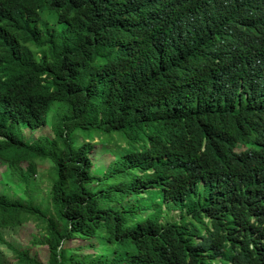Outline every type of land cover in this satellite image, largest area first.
Listing matches in <instances>:
<instances>
[{
  "label": "trees",
  "instance_id": "1",
  "mask_svg": "<svg viewBox=\"0 0 264 264\" xmlns=\"http://www.w3.org/2000/svg\"><path fill=\"white\" fill-rule=\"evenodd\" d=\"M189 1L0 0V244L17 264H264V4L244 7L245 37L227 0ZM102 136L125 153L100 174ZM25 228L21 250L3 237Z\"/></svg>",
  "mask_w": 264,
  "mask_h": 264
},
{
  "label": "rangeland",
  "instance_id": "2",
  "mask_svg": "<svg viewBox=\"0 0 264 264\" xmlns=\"http://www.w3.org/2000/svg\"><path fill=\"white\" fill-rule=\"evenodd\" d=\"M50 133L49 129H43V130H38L33 132L30 137L29 141L35 140L39 136H48ZM99 137H96L93 140L94 144V150L91 153V157L93 162L97 163V168L96 172L102 174L107 167L108 161L110 160L109 157H115L119 154H123L124 152V145L121 142H108L106 136H102L100 140L98 139ZM99 160L106 161L105 163L99 162ZM50 167L48 163L44 165H40L37 168V176H36V184L38 185L40 191L39 193L42 195L41 198L46 197L45 189L46 187L49 186V176H50ZM3 170L2 167H0V172ZM6 174V171L3 172V176ZM41 175V177H39ZM0 180H2L1 175H0ZM6 188L4 184H0V189ZM36 194L35 196H37ZM72 198V196L66 197ZM40 199H38L39 201ZM171 217L176 219L179 216L178 211H173L170 213ZM22 232L18 233L19 230H8L3 233V237L7 242L13 246L16 249H22L28 246V243L32 240L31 239V234L34 233L33 231L25 228L21 230ZM39 252L41 253L40 258L41 260H45L47 257L46 252L44 251V247H40ZM0 262L3 264H17L15 259H14V254L13 250L11 247L6 246V245H1L0 244Z\"/></svg>",
  "mask_w": 264,
  "mask_h": 264
},
{
  "label": "clouds",
  "instance_id": "3",
  "mask_svg": "<svg viewBox=\"0 0 264 264\" xmlns=\"http://www.w3.org/2000/svg\"><path fill=\"white\" fill-rule=\"evenodd\" d=\"M257 4H264V0H227V5L230 7L228 13H233L237 11V19H238V27L240 31L243 33L245 37L249 36V31L255 28L256 22L255 17L251 11H246L245 6L252 7ZM194 10H203L207 13L211 14V8L207 4L206 0H190L188 4L187 15H189ZM214 27L213 22H210L208 28L204 30H211ZM216 29V28H215ZM213 29V30H215ZM228 29V28H225ZM213 30L211 32H213ZM224 30V29H223ZM229 30V29H228ZM231 32V30H229ZM210 32V33H211ZM209 33V34H210ZM226 33L220 39V43L226 45V39L224 38ZM245 147L240 146L239 148H235V152L244 151ZM262 157H264V148L259 152L260 163L262 161ZM233 235L225 241L228 242H236V240L243 238V233L240 231H235L232 229Z\"/></svg>",
  "mask_w": 264,
  "mask_h": 264
}]
</instances>
